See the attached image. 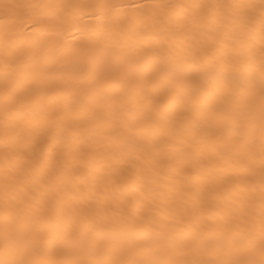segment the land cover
<instances>
[{"label":"bare ground","instance_id":"obj_1","mask_svg":"<svg viewBox=\"0 0 264 264\" xmlns=\"http://www.w3.org/2000/svg\"><path fill=\"white\" fill-rule=\"evenodd\" d=\"M0 264H264V0H0Z\"/></svg>","mask_w":264,"mask_h":264}]
</instances>
